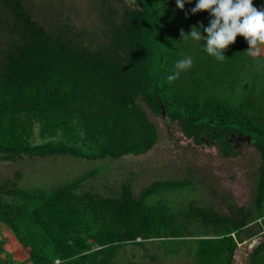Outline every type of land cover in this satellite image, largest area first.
<instances>
[{"label":"trees","instance_id":"trees-1","mask_svg":"<svg viewBox=\"0 0 264 264\" xmlns=\"http://www.w3.org/2000/svg\"><path fill=\"white\" fill-rule=\"evenodd\" d=\"M196 2L181 10L176 0H130L119 11L102 2L98 36L85 42L67 26L46 30L23 0H0L1 160L144 154L158 139L146 109L225 157L237 153L229 136H248L259 157L251 205L229 203L230 215L196 204L186 177L137 194L122 181L111 195L79 189L95 168L48 189L1 182L0 224L24 249L23 264H129L124 247L147 244L183 251L190 264H230L237 244L264 231V70L252 68L242 36L222 62L204 41L182 38L181 29L200 31L192 17L209 24L207 11L185 15ZM188 56L191 68L168 81ZM4 241L0 233V264H11ZM247 264H264V242Z\"/></svg>","mask_w":264,"mask_h":264},{"label":"rangeland","instance_id":"rangeland-1","mask_svg":"<svg viewBox=\"0 0 264 264\" xmlns=\"http://www.w3.org/2000/svg\"><path fill=\"white\" fill-rule=\"evenodd\" d=\"M129 1L23 0V3L46 30L67 26L70 31H83L82 39L87 42L98 36L102 2L119 11ZM255 6L261 8L264 0H257ZM202 16L192 17L190 23L198 25L202 35H205L200 24L208 25ZM250 58L252 68L261 73L264 70V49L258 57ZM146 114L156 125L158 139L144 154H128L115 159H83L69 155H25L16 160L0 159V183L8 180L24 188L48 189L95 168L97 172L82 181L80 190L111 195L118 191L122 181H127L132 192L137 194L152 180L186 177L192 184L191 197L198 205L212 206L224 215H230L229 203L236 207L251 205L259 157L243 136L236 134L228 137L235 144L237 153L225 157L205 141L195 144L186 139L174 123L162 116L154 115L148 109ZM0 233L5 239L3 247L14 258L11 264H23L25 251L18 253L17 242L1 224ZM258 242H264V231L237 244L230 264H247V254ZM119 258L129 264H190L183 251L169 256L149 244L142 249L125 246Z\"/></svg>","mask_w":264,"mask_h":264},{"label":"clouds","instance_id":"clouds-1","mask_svg":"<svg viewBox=\"0 0 264 264\" xmlns=\"http://www.w3.org/2000/svg\"><path fill=\"white\" fill-rule=\"evenodd\" d=\"M186 2L191 3V0H176V7L183 10ZM201 11L210 15L208 26L200 24L206 35L192 27L189 33L180 30L182 38L190 36L197 42L204 41V51L221 62L226 58L225 50L236 42L238 35L246 40L248 48L245 51L249 56L260 55L264 49V6L257 8L253 0H197L185 15ZM192 64L190 56L178 60L174 65L175 71L167 77L168 81L177 79Z\"/></svg>","mask_w":264,"mask_h":264},{"label":"crops","instance_id":"crops-1","mask_svg":"<svg viewBox=\"0 0 264 264\" xmlns=\"http://www.w3.org/2000/svg\"><path fill=\"white\" fill-rule=\"evenodd\" d=\"M4 247H5V246H4ZM4 247H3V248H4ZM16 248H17L18 253H20V252H22V251L24 252V249H23L22 247H20V246L18 245V243L16 244ZM4 250L7 251L5 248H4ZM9 253H10V252H9ZM12 253H13V252H12ZM9 255H11V253H10ZM10 257H11V256H10ZM11 259L14 260L13 257H11Z\"/></svg>","mask_w":264,"mask_h":264},{"label":"water","instance_id":"water-1","mask_svg":"<svg viewBox=\"0 0 264 264\" xmlns=\"http://www.w3.org/2000/svg\"><path fill=\"white\" fill-rule=\"evenodd\" d=\"M247 141L249 140V137L248 136H243Z\"/></svg>","mask_w":264,"mask_h":264},{"label":"flooded vegetation","instance_id":"flooded-vegetation-1","mask_svg":"<svg viewBox=\"0 0 264 264\" xmlns=\"http://www.w3.org/2000/svg\"><path fill=\"white\" fill-rule=\"evenodd\" d=\"M237 144V143H236Z\"/></svg>","mask_w":264,"mask_h":264}]
</instances>
